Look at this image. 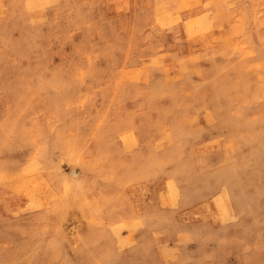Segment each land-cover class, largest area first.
<instances>
[{"label": "rangeland", "instance_id": "rangeland-1", "mask_svg": "<svg viewBox=\"0 0 264 264\" xmlns=\"http://www.w3.org/2000/svg\"><path fill=\"white\" fill-rule=\"evenodd\" d=\"M0 264H264V0H0Z\"/></svg>", "mask_w": 264, "mask_h": 264}]
</instances>
